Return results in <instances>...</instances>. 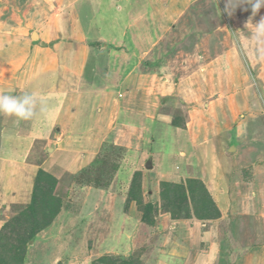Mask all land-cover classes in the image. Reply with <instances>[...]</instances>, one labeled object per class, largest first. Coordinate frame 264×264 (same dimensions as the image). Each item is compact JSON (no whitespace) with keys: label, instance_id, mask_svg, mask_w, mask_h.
<instances>
[{"label":"rangeland","instance_id":"obj_1","mask_svg":"<svg viewBox=\"0 0 264 264\" xmlns=\"http://www.w3.org/2000/svg\"><path fill=\"white\" fill-rule=\"evenodd\" d=\"M26 1L0 0V94L37 98L30 120L0 114V229L31 203L39 168L57 179L37 188L40 214L60 207L28 240L25 264H264V42L252 35L264 8ZM102 150L105 170L117 166L109 185L82 182ZM134 171L150 222L126 198ZM187 177L219 218L164 212L159 183Z\"/></svg>","mask_w":264,"mask_h":264},{"label":"trees","instance_id":"obj_2","mask_svg":"<svg viewBox=\"0 0 264 264\" xmlns=\"http://www.w3.org/2000/svg\"><path fill=\"white\" fill-rule=\"evenodd\" d=\"M107 150L110 151L109 149ZM102 152H106L108 156L102 157ZM96 160V162H92L84 167L83 170L90 173L88 177L85 176V179L82 176V182L87 181L86 184L90 182L93 186L97 184V186L106 187L109 185L108 183L111 178V169L113 170L117 166L111 164V169L108 172L105 170L106 167L103 163L110 161L109 152L105 150L101 151ZM111 163H114L113 160H111ZM106 173L107 175H105ZM99 176L100 178L104 176L103 183L99 181ZM140 176V171L133 172L126 195L127 201H135L139 206L142 204L140 198ZM35 177L36 181L38 179V182L35 184L32 192L31 203L17 217L8 223L5 222L0 229V264H25L28 255V240L32 239L41 229L47 228L49 224L53 223L52 216L57 214L58 208L60 207V203L57 202V206L52 207L53 209L49 207L48 213L43 212L40 214L38 208L42 205L45 207V204L42 203L46 201V198L41 203H38V201L36 203L34 199L41 197L42 194L45 195L46 192L37 190V188L42 189L45 185L43 184L44 182L49 183L50 187L55 186L57 179L40 168ZM106 177L109 179L107 180ZM45 178H49L48 181H45ZM159 187L161 189L160 199L163 202V210L164 212L170 213L173 219H179L181 217L190 218L193 213L198 220H213L220 217L219 209L215 205L207 188L204 186V183L199 178L187 177L178 183L163 180L159 183ZM153 207L151 203H146L141 206L143 220L147 222L153 220L150 215ZM190 208L193 210V213L189 212ZM40 215H45L46 217L41 218L39 221ZM17 224L20 225L19 228H17ZM25 232L27 235H23ZM99 260L104 261L106 257H100ZM108 260L110 262L107 263L105 261V264L113 263L112 257ZM116 262L118 264H136L131 256L115 261L114 264H117Z\"/></svg>","mask_w":264,"mask_h":264},{"label":"clouds","instance_id":"obj_3","mask_svg":"<svg viewBox=\"0 0 264 264\" xmlns=\"http://www.w3.org/2000/svg\"><path fill=\"white\" fill-rule=\"evenodd\" d=\"M240 4L249 5L253 17L257 15L261 8H264V0H228V8L226 10L229 11V15ZM252 25L253 38L257 42H264V17H261L257 23ZM36 100L35 95L29 93L22 95L0 94V114L15 117L17 121L30 120L34 115Z\"/></svg>","mask_w":264,"mask_h":264},{"label":"crops","instance_id":"obj_4","mask_svg":"<svg viewBox=\"0 0 264 264\" xmlns=\"http://www.w3.org/2000/svg\"><path fill=\"white\" fill-rule=\"evenodd\" d=\"M14 1H15V0H14ZM22 1H23V2H27L26 0H22ZM72 25H74V23H72ZM77 25H78V23L76 24V26H77ZM76 26L74 25V26L70 27L69 30L72 31V30L76 29ZM218 32H219V31H218ZM209 35H210V38H212V37H216L218 34H217L216 31H215V32L213 31V33H212V34H209ZM39 36H40V38H39L40 41H39V42H42V43H43V42H44V39H43L42 34H40ZM77 37L79 38L80 36L77 35ZM206 39H207V38H206ZM31 43H32V42H31ZM32 44H33V43H32ZM33 47H34V46H33ZM35 48H37V47H35ZM215 57H216V56H215ZM233 57H234V56H233ZM218 59H219L218 57H217L216 59H214V60L216 61L217 64H219ZM217 61H218V62H217ZM204 69L206 70L205 72H209V71H211V69H213V65H212V63H209ZM42 77H43V76H39L38 78H39V79H42ZM231 78H233V75L228 76V78L226 79V81H225V85H226V86H229V85L231 86V84H232L233 82H235V81H232ZM39 79L36 78V79L34 80V83H35L37 80H39ZM32 80H33V79H32ZM31 82H32V81H31ZM31 82H30V83H31ZM30 83H29V84H30ZM25 84H26V83H24V87H26V86L28 87V84H27V85H25ZM220 84H221V83H220ZM220 84H219V86H220ZM39 114H40V113H39ZM41 117H42V116H41V114H40L38 118L41 119Z\"/></svg>","mask_w":264,"mask_h":264},{"label":"water","instance_id":"obj_5","mask_svg":"<svg viewBox=\"0 0 264 264\" xmlns=\"http://www.w3.org/2000/svg\"><path fill=\"white\" fill-rule=\"evenodd\" d=\"M36 34L35 33H32V36H31V38H32V40L34 41L35 39H36ZM149 165V164H148Z\"/></svg>","mask_w":264,"mask_h":264}]
</instances>
